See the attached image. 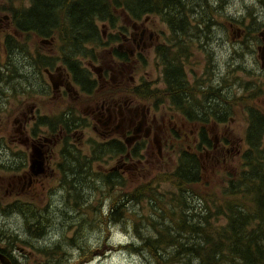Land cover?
I'll return each mask as SVG.
<instances>
[{"label":"flooded vegetation","instance_id":"af4514ba","mask_svg":"<svg viewBox=\"0 0 264 264\" xmlns=\"http://www.w3.org/2000/svg\"><path fill=\"white\" fill-rule=\"evenodd\" d=\"M24 1L15 0L11 5H20ZM155 1L157 0L145 2V5H148L145 14L132 11L129 15L122 11L119 16L124 19L123 25L119 21L113 27L108 23L103 25L105 30L112 31L109 34L102 33L101 46L91 47H98L99 50L102 48L106 51L105 56L98 57L97 52L84 57H80L84 55L81 52L77 53L76 57L70 56L67 47L63 46L62 41L56 36V32L49 37H40L33 31H22L15 39L19 47L13 45L15 43L6 41L18 49L30 70L35 69L37 86L19 88L15 99L10 96L15 94V91H8L6 102L9 104L15 100L19 101L23 96L24 102L32 97L34 102L28 103L25 112L15 120L18 124L16 132L19 139L11 137V144L0 141L1 173L12 174L18 180L25 179L23 186L27 188L29 185V187L33 186L35 180L46 176L52 169L58 176L55 188L62 193V183L67 179L69 170L68 159L65 157L77 153L79 163L91 172L95 180L111 179L115 176V180L119 182L110 190L106 182L102 190H95L100 196L96 201L99 206L106 199L113 203L116 201L118 204L120 202L118 198L131 196L144 184L152 186L153 179L137 185L125 183L119 172L131 170L134 174H141L149 169L148 161L142 160L143 152L150 160L159 162L163 159L166 145L163 138L168 128L165 122L171 126L173 117L182 120L181 128H185L180 130V135L184 137L187 135L186 126L199 127L192 135V144H196L193 148L195 151H192V148L184 150L198 158L200 169L197 184L202 181L204 165L217 162L219 156L234 151L232 137L214 133L213 128L227 122L231 109L236 108L238 103H249L251 98L238 102L222 121L212 117L209 124L190 123L187 112L178 109L173 99L166 95L170 93L169 81L172 78L168 75L170 68L177 66L188 88H197V90L199 87L215 88L220 89L224 96L244 98L240 93H247L248 82L255 78V75L262 76L264 81V6L257 5V3L262 5L264 0H255L257 3L244 15H240L242 18L238 21L229 10L231 0H182L178 14L169 12V5L177 0H161V6H157ZM203 1L206 5L204 11L201 10ZM5 2L10 3L7 0ZM133 5H138V0ZM11 20V15L0 16L2 38H5L6 34H17ZM149 20L157 23L160 27L159 32L155 33ZM234 22L239 25H234ZM31 39L38 41L39 52L34 56L27 49ZM215 51L232 53L245 51L250 62L248 61V65H228V59L223 57L219 64H215L213 61L215 56H212ZM151 53L154 58L155 74L150 75L147 71L144 76L140 75L136 70ZM10 54L12 55L11 49L7 53V64L9 59L11 60ZM210 58L213 60L208 61ZM185 64L190 67L189 71L186 70ZM218 69L221 72H218ZM215 72H218L216 76H214ZM229 77L231 80L227 79ZM219 80L227 82L224 86L227 92L213 86ZM93 92L102 94L92 102L90 100L88 102L83 100V104L77 102L82 98H91L92 96L89 95ZM45 99H49L50 102H60L63 109L49 115L53 111L52 108L48 113L38 105V102L41 104ZM253 107L257 109L254 104ZM6 112L0 111V116ZM247 126L246 124L243 137V152L239 155L240 163L242 154L248 149ZM209 127L213 141L209 137ZM172 128L175 129V126ZM88 129H92L94 138L87 137ZM261 144L264 146V136ZM56 147L61 148L58 164L53 161ZM35 149H39L40 159L37 161L42 164V174H36V168H31V156ZM203 150L205 157L200 159L196 151ZM170 171L161 174L167 175ZM230 178L232 179V176L228 175L225 186L228 185ZM109 181L114 182L113 179ZM24 192L32 193L30 190ZM6 194L9 197L16 195ZM67 196L69 203L73 205L76 198L70 194ZM195 197L201 202L199 194ZM17 198H23L24 200L21 201L23 203L31 199L39 203L37 198L23 195ZM89 203L92 208H96L91 201ZM73 206L78 207L75 204ZM100 212H104V215L110 213L109 205H104ZM0 213L2 216L1 207ZM86 217L89 219L88 216ZM97 217L100 218L99 214ZM65 238L72 237L65 235ZM4 239L0 237V255L6 256L13 264V261H16L15 251L22 252L25 247L20 243L19 237V242L12 246ZM76 256L69 260L79 261L81 255ZM26 258L21 261L22 264L25 263ZM36 260L39 264H43L45 258L39 253L36 255Z\"/></svg>","mask_w":264,"mask_h":264},{"label":"trees","instance_id":"16d2710c","mask_svg":"<svg viewBox=\"0 0 264 264\" xmlns=\"http://www.w3.org/2000/svg\"><path fill=\"white\" fill-rule=\"evenodd\" d=\"M7 1L10 3L4 6L1 11L12 16L11 24L14 31L17 32L14 36L15 39L22 31H33L40 37H49L56 32V36L62 41L63 46L67 47L69 55L74 57L77 56V53H83L88 46L102 45L100 37L103 31L100 30L98 23H108L110 27H113L118 22L119 13L122 11L129 15L132 14V11H136L138 14H145L148 11V5H145L148 0H138V5H133L137 0H30V6L25 9L11 5V2L15 0ZM155 3L157 6H161V0H157ZM181 3L182 0L172 2L170 13L178 14ZM205 6L203 1L202 11ZM13 45L19 47L17 44ZM10 49L13 55L16 51L14 48H10L9 42H6L5 53H8ZM89 53L92 54L90 51ZM11 65V60L9 59V64H7L5 58V62L0 64V70L8 73ZM181 75L180 68L177 66L170 68L168 75L172 77L169 81L170 93H166V95L173 99L178 109L187 112V119L190 123L209 124L212 117L222 121L233 106L245 99L234 98L230 95L224 96L220 89L215 88L202 89L199 87V90L188 88ZM254 77L246 87L249 98L264 97L263 78L260 75ZM14 79L15 71L9 75L0 73V82L3 84L4 82L13 83ZM18 89L12 88L15 94ZM3 93L4 91H0V96ZM244 105L246 107L244 114L248 120L246 131L248 149L242 154L238 173L228 180V185L222 189L219 199L214 200L213 197L200 196V202L195 197L198 193L194 190L193 185L197 184L199 180L198 158L194 154L180 150L176 157V166L172 171L167 175H156L151 181L152 186L144 184L131 196L118 198L120 199L118 204L116 201L113 203L108 200L109 210H112L108 216L104 215V218H98L93 211L86 214L89 217L88 221L84 219L86 226L91 228L100 224V230L105 234L110 232L113 225L121 224L123 229L136 234L139 240L138 244L132 243L124 246L125 251L129 253L132 251L141 257L147 256L152 264H191L195 259L194 263L196 264H264V146L261 144L264 136V114L258 108H254L251 103ZM72 152L75 153L73 150ZM70 157L77 165L81 166L77 153L69 154L65 158L69 159ZM86 174L89 178L95 179L87 169ZM115 178V176L111 177L114 182L109 181L110 178L94 180L97 186H94L91 192L97 189L102 190L105 182L108 189H112L114 184L118 185L119 183ZM82 179L78 183H74L76 188L83 184ZM163 182L170 184L174 190L159 194L157 186ZM87 184L89 186V182ZM67 188L70 189V193L65 194H70L74 198L82 194L79 191L73 193L72 182L65 179L61 190L64 191ZM143 201H146V204L150 203L149 209L154 212L150 216H142L139 213L136 216L131 215L129 206L135 205L134 202H136L144 208ZM192 201L198 205L196 211L189 205ZM38 204V201L33 199L25 203L13 200L3 208L2 216L17 215L14 218L17 221L16 228L19 230L22 219L19 214L20 210L17 209H25L26 212H30L37 217V220H41L39 224L36 222L39 227L31 230L41 240L47 238L43 229L46 226L44 225L46 222L44 216H47V209L39 208ZM82 205L81 203L79 206ZM199 210L202 212V222L196 218ZM120 212L123 214L121 215ZM154 213L155 216L152 217ZM73 214L78 217L67 218L66 226L62 225L63 230L72 226L75 228V234H71L72 238L64 239L69 244L67 246L74 245V242H81V239L84 240L78 233L82 226L80 220L85 215L81 212ZM113 215H116L114 219ZM158 218L163 221L160 225L157 223ZM220 219H224V222L218 223ZM143 224H150L155 228L156 233L152 240H145L144 237L141 239L144 236V231L138 227ZM137 228L138 230H136ZM72 231V229L69 230V232ZM171 231L177 232L185 239V242L190 244H181L183 241L171 235ZM18 237H22L19 232L6 240L11 241L9 244L12 246L19 242ZM20 243L30 250L24 264H37L36 255L39 253L45 258L43 264L78 262L75 259H60L58 255L63 256V254H58L60 250L58 247H61L58 244L41 249L33 243ZM179 244L180 251L176 248ZM163 246L171 248L172 252L168 255L161 254L159 250ZM79 249L81 250V248ZM183 252L186 254L182 255ZM72 260L73 262H71ZM151 262L148 261L149 264ZM13 264H17V262L13 261Z\"/></svg>","mask_w":264,"mask_h":264},{"label":"rangeland","instance_id":"374dc122","mask_svg":"<svg viewBox=\"0 0 264 264\" xmlns=\"http://www.w3.org/2000/svg\"><path fill=\"white\" fill-rule=\"evenodd\" d=\"M250 5H249V4ZM257 3L255 0H231V4L229 6V10L231 13L235 15V19L240 20L245 12H248L253 5ZM173 4L169 5V8ZM258 6H264V2L261 5L260 3H257ZM6 6L5 0H0V16L8 15L7 12L1 11V9ZM19 8H28L30 6V0H25L24 3L20 5H15ZM174 9V7H173ZM169 11V10H168ZM170 12V11H169ZM255 13V12H254ZM120 15V13H119ZM239 15L240 17L238 18ZM119 17V23L122 25L124 24V19L121 16ZM234 25H239L237 22H234ZM101 23H98L100 26ZM149 24L152 27V29L155 31V33L160 31V27L157 25L156 22L149 20ZM112 30H104L105 33L109 34ZM14 34H6L5 38H2L0 36V64H3L5 62V48H6V41H9L10 43H15L16 40L14 38ZM194 36V35H191ZM161 39V36L159 37ZM19 43V42H18ZM71 48V47H70ZM69 48V49H70ZM27 49L29 53L34 56L36 53H38V41L37 39H31L29 42ZM72 49V48H71ZM89 51L91 53H96L97 56H105L106 51H103L102 48L99 50L98 47H90L88 46L83 51V56L90 55ZM99 51V52H98ZM215 54L212 56H215L211 61H215V64H219V61L224 57L228 59V65H234V64H244L248 65L249 57L248 54L245 51H239L237 53L232 52H222V51H215ZM11 66L9 67V71L4 72L0 70V73L6 75L11 74L13 71H15V79L13 80V83L9 82H0V91H4V93L0 96V111H7L5 114H2L0 116V141L1 142H7L8 144H11V137L19 139L18 133L16 130L18 129V124L15 123V120L17 118H20L22 113L25 112V108L28 103L34 102V97L27 98L26 102L23 101V97L19 99V101L15 100L12 103L6 102V97L8 96V91L12 90V88H25V87H35L37 86V79L35 74V69L30 70L28 66L26 65V62H24L20 52H15L13 55H11ZM13 56V57H12ZM201 58V57H199ZM30 61V60H29ZM154 64V58L153 54L151 53L148 57H146L145 61L137 68V72L140 75H145V73L148 71L150 75L155 74V70L153 68ZM32 65V64H30ZM186 70L189 71V66L185 64ZM131 68L129 67V70ZM218 72H221V70L218 69ZM218 72H215L214 76ZM216 78V77H215ZM226 78V77H224ZM231 80V78H227ZM219 83H222L219 84ZM227 82L224 80H219L217 84L213 86H217L218 88L224 89V86H226ZM237 88V86H236ZM226 91V90H225ZM235 91V90H234ZM227 92V91H226ZM102 93H95L90 94L89 96L91 98H82L78 100L77 102L80 104H83V100H86L87 102L90 100L92 102L94 99L98 97ZM241 97L248 98V94L243 92L240 93ZM12 98H16V94H10ZM26 98V97H25ZM71 101V99H68ZM257 101V102H256ZM256 102V103H253ZM74 103V102H72ZM251 104H254L260 112H264V97L259 98H252L249 102ZM247 103V104H249ZM38 105H41V108L46 110L48 113L50 112L51 108L53 109L52 114H56L57 111L63 109V105L58 102H50L49 99H45L40 102H38ZM245 105L243 103H238L236 108L231 109V113L228 116L227 122L222 124L221 126H215L213 128L214 133H218L219 135H228L229 137H232V140L234 141V151H230L229 154L221 155L218 158L217 162H214L209 165L203 166V172H202V181L195 185L193 188L194 190L201 196L206 198L213 197L214 200L219 199L220 193L222 189L225 188L226 180L228 179V175L235 176L238 173L239 166H240V160L239 155L243 152V137L244 132L246 129V115L244 114L245 111ZM182 120L179 117H173L171 126L165 122V126L168 127L165 131L164 140L166 141L165 145V153L163 159L161 161L157 162L156 160H150L148 156H145V153L143 152L142 160L145 159V161H148V168L145 172H141V174H134L131 170L129 171H123L119 172V174L123 177L125 180V183H131L133 185L141 184V183H147L151 181L156 175L161 174L164 171H172L175 163H176V157L180 150H187L192 148V151H195L193 148L196 146V144H192V135L195 133L196 129H199L198 126L195 125H188L185 129V134H187L185 137L182 134L180 135V130L184 129L181 128ZM175 126V129L172 127ZM34 128V127H33ZM38 130V129H36ZM190 130V133L188 134V131ZM40 131V130H38ZM210 131V127L208 128V132ZM169 133V135H168ZM87 137L94 138V132L92 129H88L86 131ZM210 140L213 141V135L209 132ZM18 149V148H17ZM59 147H56L54 149L55 155L53 157V161L58 164L59 162ZM30 152V151H29ZM28 152V154H29ZM198 156L201 158L205 157V152L203 151H196ZM27 163H28V156H27ZM69 164V170L67 173V180L68 182H72L74 186L73 193H76L79 191L82 193L80 196H77L75 203L73 202V205L75 204L78 207H74L71 203H69V197L65 193H70V189L67 188V190H64L62 193L55 188L56 182L58 180L57 173H53L52 169L49 170V173L34 181V185L27 188L23 186L25 179L20 178L19 180L12 176V174L8 173H1L0 171V207L5 208L8 204L12 203L13 200H15L19 195H23L26 197H32L37 198L39 200V206L41 208L47 209V216H44L46 219V222H44L45 227L43 229L46 233L47 238L39 239L36 235H34L31 230L37 229L39 226V221L37 220V217L33 216L30 212H26L25 210H20L19 214L21 216V227L18 230L16 228L17 221L15 220V214L9 216H6L3 218L0 213V237L6 239H10L13 234L20 233L22 237H19V240L24 243H33L38 248H48L49 246L53 244H58L61 247L58 254H63V256H59L62 260H67L69 258L75 257L77 254L81 255L80 260L73 264H149L151 260H148L147 256L141 257L138 254L131 251V253L126 252L124 249V246L128 244H138V236L134 234L132 231H127L126 229H121L120 226L111 228L110 232H107L104 234L102 230H97V226H93L91 228L86 226V219L88 221V218L86 216H83L80 220L81 230L78 235L81 234L80 237H83L85 239V243H88V249L85 248L84 250H80L81 248L79 245H76L77 243L74 242L72 246H67V244L64 239L66 235L67 237L71 236V232H69L70 229H72V235L75 234V229H73L74 226L63 230L62 225L66 226L67 224V218H72V216L78 217L76 214L78 211L85 214L89 211H95L97 215L102 214L100 218L104 216V212H100V210L105 206L109 205L108 199L105 201H102L99 206H97V199L100 197L98 192L93 190L91 192L92 188L94 186H97V183L95 185L94 180L92 178H89L86 174V169L84 166L77 165L73 158L70 157L68 159ZM54 174V175H53ZM53 175V176H52ZM52 176V177H51ZM87 178H86V177ZM82 179V185L75 187L74 183H78ZM89 182V186L87 184ZM78 185V184H76ZM25 188V189H24ZM158 193H167L169 191H173V187L170 184H161L157 186ZM30 190L32 193H25L24 191ZM91 192V193H90ZM6 193H13L16 195H13L9 197ZM196 194L195 192H193ZM197 195V194H196ZM19 201H23V198H17ZM93 203L96 208H92L91 204ZM83 204L79 207L80 204ZM105 203V204H104ZM49 205V206H48ZM143 205L145 206L142 208L140 204L130 205L129 210L131 212V215H151L153 212L150 211V203L146 204V201H143ZM194 211L198 208V205L192 201L189 204ZM142 208V209H141ZM109 211H112L111 209ZM100 212V213H99ZM124 212V211H123ZM123 212H120L121 215ZM106 215H109V212L106 213ZM114 216V217H113ZM113 219L116 217V215H113ZM155 216V213L152 215V217ZM201 222L203 221L202 212L199 210L197 212V217ZM127 221V220H125ZM38 224H37V223ZM224 219H220L218 223H223ZM157 223L160 225L163 223L162 220L159 218L157 219ZM38 226V227H37ZM139 229H142L144 231L145 240H152V238L155 235V228H153L150 224H143V226L138 227ZM138 228L136 230H138ZM134 230V231H136ZM148 231V232H147ZM30 233V234H28ZM171 235L175 236L176 238L182 240L184 244H190L189 242H185V239L180 236L177 232L171 231ZM77 235V237H79ZM19 236V235H17ZM140 239V240H141ZM11 241H8L10 243ZM79 244L82 243L78 241ZM108 243V244H107ZM111 244V245H110ZM2 245V244H1ZM3 246V245H2ZM35 246V247H36ZM64 246V247H62ZM66 247V248H65ZM78 247V248H77ZM178 251H180V244L176 246ZM30 250L26 248V250H23L22 252L14 253L15 260L18 261L17 264H22L21 261H23L27 257V252ZM176 251V250H175ZM177 251V252H178ZM159 252L164 255H168L170 252H172L171 248L162 247L160 248ZM176 252V253H177ZM90 253V254H89ZM174 253V254H176ZM134 254V255H133ZM182 255L186 254V252L181 253ZM83 255V256H82ZM85 255V256H84ZM144 255H147L144 253ZM24 256V257H23ZM93 259V260H92ZM196 260V259H195ZM194 260V261H195ZM191 264H196V263ZM73 262V260L71 261ZM37 264L38 261H37ZM152 264V262H151Z\"/></svg>","mask_w":264,"mask_h":264},{"label":"water","instance_id":"95a60500","mask_svg":"<svg viewBox=\"0 0 264 264\" xmlns=\"http://www.w3.org/2000/svg\"><path fill=\"white\" fill-rule=\"evenodd\" d=\"M39 159H40L39 149L33 150V154L31 156V168H34V167L36 168V174H42L43 173V171L41 169L42 164L37 161ZM0 262L2 264H12L11 261L6 256H2V255H0Z\"/></svg>","mask_w":264,"mask_h":264},{"label":"bare ground","instance_id":"6f19581e","mask_svg":"<svg viewBox=\"0 0 264 264\" xmlns=\"http://www.w3.org/2000/svg\"><path fill=\"white\" fill-rule=\"evenodd\" d=\"M249 4V3H248ZM250 5V4H249ZM173 23V22H172ZM10 48H14V50L16 51V52H19L18 51V49L15 47V46H13V45H10ZM0 155H1V153H0ZM3 157V156H2ZM3 159V158H2ZM4 161H6V160H4ZM3 162V161H2ZM49 206V205H48ZM118 223H120V222H118ZM117 223V224H118ZM78 226V225H77ZM118 226H120L121 227V229H123V227H122V225L120 224V225H113V227H118ZM99 228H100V224H98L97 225V230H99ZM81 241H82V239H81ZM108 244V243H107ZM76 245H79L80 247H81V250H83L85 247H87V249H88V243H85V239L82 241V243L81 244H79V243H77ZM111 245V244H110ZM230 245V244H229ZM66 248V247H65ZM78 248V247H77ZM13 253V252H12ZM15 253H16V251H15ZM11 254V253H10ZM90 254V253H89ZM83 256V255H82ZM85 256V255H84ZM24 257V256H23ZM75 260H77V259H75ZM93 260V259H92ZM39 263V262H38ZM71 263V262H70Z\"/></svg>","mask_w":264,"mask_h":264}]
</instances>
